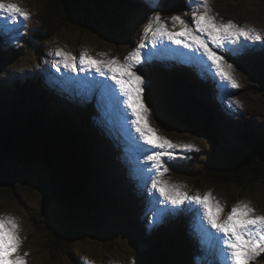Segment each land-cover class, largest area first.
<instances>
[{"label":"trees","instance_id":"trees-1","mask_svg":"<svg viewBox=\"0 0 264 264\" xmlns=\"http://www.w3.org/2000/svg\"><path fill=\"white\" fill-rule=\"evenodd\" d=\"M41 1L38 17L42 25L52 27L50 32L41 31V35H52L74 26L75 20H83L94 31L105 23L122 41L131 40L123 25L127 14L142 6L136 0ZM81 31L86 32V27ZM20 50L0 40V64L18 59ZM255 62L252 69L264 81V57ZM43 72H27L7 80L9 75L5 83L0 81V193L17 198L27 188L40 196V207L54 202L56 213L46 218L39 213L38 221L46 222L42 232L50 235L49 242L60 251L69 250L73 259L78 258L69 246L84 235H100L103 246L110 249L106 226L113 222L136 242L138 235L150 236L142 261L137 264H189L192 214L181 212L167 217L159 226L145 228L138 215L136 197L127 195L125 190L131 185L126 184L122 167L107 147L108 140L91 122V112L54 94L45 84ZM158 75L156 79L165 82L166 78ZM212 106L213 118L220 121L221 107L217 103ZM247 127L240 148L229 147L223 157L214 158V164L211 155V165L202 174L208 184H233L244 190L264 184V160L251 145L256 137H264V129ZM53 219H57L56 223H52ZM72 222L75 228L71 227ZM59 224L64 230L54 233ZM50 255L53 260L62 261L59 251Z\"/></svg>","mask_w":264,"mask_h":264},{"label":"rangeland","instance_id":"rangeland-1","mask_svg":"<svg viewBox=\"0 0 264 264\" xmlns=\"http://www.w3.org/2000/svg\"><path fill=\"white\" fill-rule=\"evenodd\" d=\"M185 1L187 3V8L185 10H178V12H175L176 14L173 15L183 16L184 13L190 12L192 7L197 6L194 0ZM18 2L31 13V19L29 21L21 20V23L26 26L20 27L17 39L12 40L14 43L23 42L25 45L20 50L19 58L12 59L2 65L0 64V81L2 83H5L9 75L11 76L7 78V80L25 76L27 72H34L36 74L38 71L37 66L42 67V65H46L51 68L53 60L57 59L54 55L57 48H63L65 51L71 52L76 56H79L82 51L88 50L91 55L98 59L119 57L120 60L123 61L141 42L148 18L156 11L160 12L162 20H165L170 30H179L178 26L173 28L170 19L173 15L166 13L164 9L162 11L161 7L150 8L148 5L144 6L145 8L137 6L136 12H130L126 16V21L123 24L126 28V32H133L132 35H135L134 33L137 35L134 39L132 35H130L132 41H122L115 37L114 34L106 33L105 31L99 32L91 30L88 22L83 20H75V23H72L74 26L63 28L61 31H56L52 35L48 36L45 33L41 35V31L47 30L50 32L52 30V27L45 26L44 24L42 25L43 22L38 17L39 13H37V10L43 7V1L18 0ZM152 2L153 0H151V3ZM210 6L213 13L218 14L217 19H222L224 21L233 20L241 26L254 28L264 35V0H210ZM139 8L143 9L141 10ZM183 18L189 24L192 23L190 16H183ZM31 22L32 24L35 23V26H31ZM85 27L86 32L81 31V29ZM31 34H34L36 39L33 37L31 38ZM28 35L29 38L27 37ZM39 36L41 37L40 39ZM128 42H132V45ZM260 47V42H256V46L253 50L259 51L261 56L264 55V50H261ZM144 51L146 53L152 52L155 56L159 57L153 58L152 61L164 58V62L158 64L164 66L166 69L168 68L166 75L162 74V77L183 84L184 92L186 87L190 89L194 87L197 91H200L201 87H204L207 93L201 90L200 99L209 111L212 110L213 106L211 102L214 100L222 106L221 109L219 108L220 121L214 119V139H210L207 135L196 132L184 124L171 121L164 122L156 111L154 112L155 107H150L153 110L149 122L153 128L158 130L160 136L176 144L195 145V147L190 150L175 149L176 155L173 159L164 157L168 172L163 178L169 180L171 183L186 185L185 190L190 193L200 192L203 194L207 191H211L213 195L225 205V213L240 200L251 201L252 205L259 213H264V184L256 185L253 190H244L241 187L239 189L233 184H208L206 179H203L206 169L211 165L212 154L213 163L214 158L217 156L223 157L224 152L227 151L229 147L233 146L235 148H240V145L243 144V139L246 137L245 131L248 128L247 126L256 129H264V83L257 76L254 69L247 65L249 64L248 59H241L238 57L235 60V76L240 83V87L228 89L231 98L239 100L243 107L235 105L230 107L229 104L226 103V97L223 91L217 87L216 81H214L208 73L200 74L193 67L182 66L183 63H180V65L176 64L177 54L175 50L172 49L170 52H157L149 46ZM100 53H106L107 56L100 57ZM247 55L250 56V52ZM170 61H173V63H170ZM52 68L53 70L55 69L54 67ZM138 68L146 73L145 79L150 80L147 75L150 70H147L148 72L146 71V68H150V63H147L146 66H138ZM185 70L189 72H183ZM54 71L59 75L67 74L72 76V78L96 76L93 73L81 72L79 76H77L76 74L67 73L65 70L59 73L56 70ZM150 73L152 74V72ZM95 79L101 80L102 77L97 76ZM12 82L13 81L10 83ZM85 82L90 87L92 82L87 80H85ZM198 83L202 86H199ZM211 87H213V89L210 94ZM149 90L150 89L146 90V92L148 93ZM213 93H217L216 99L213 97L212 99L210 98V95H213ZM100 106L103 111L110 114V126L119 129L122 138L120 141L121 144L119 142L120 148L122 149L123 155L132 163V158L136 159L137 154L132 150V158L130 157L131 148L126 138L127 134H130L129 128L122 131L116 114L112 111L106 99H103ZM130 131L133 136H136L133 129H130ZM259 139L260 137H256L251 142L255 150L258 149V146H263L264 144L259 141ZM234 140L235 143H233ZM133 166L135 170H133L134 172L130 179L135 183V186L131 190L129 188H125V190L127 191V195H132L134 193V195L138 196L140 193H144L145 196L142 197L145 203L144 209H147L149 193H152V189L150 184H145V180L152 173L142 171V169L148 168L142 160L138 165L134 163ZM119 193L125 195V192L122 190H120ZM153 195L158 196L156 193H153ZM40 202V196L37 192L27 188L22 189L21 196L17 198L12 197L9 193H5L4 191L0 193V214L12 215L17 218L21 226L20 235L23 240L20 252L21 254L24 252L29 253L27 258L28 264H89V262H91V264H137L138 261H142L141 256L143 250L148 246L147 235L146 238L144 235V238H140L141 235H138L137 237L139 240L136 242L126 230L120 229L118 226L114 225L113 222H107L105 224H110L106 226V231L108 239L110 240L109 242L112 244L111 248L106 249L103 246L100 235H84L82 239H79L73 245L69 246L74 256L76 255L78 258V255H80V261L78 262V259H73L71 255L68 254L69 250L66 249V252L60 251V248L49 242L51 239L50 235L43 233L45 230H43L42 225H46V222L41 223L38 220L40 217L46 218L56 213L55 209L57 205L54 202H50V205L46 204L44 207H40ZM39 213H41L40 217L38 215ZM145 215L150 223L152 215L148 211ZM53 220L55 222L52 223H56L57 219ZM144 224H146V222H144ZM75 225V222L71 223V227L75 228ZM61 226L62 225L59 224L58 227H55L53 232H61V230H64V226ZM55 251L60 252L62 261L53 260L54 258L51 257L50 254ZM190 251L192 259L189 264H208L210 261H216V264H223V258L217 255L214 249L203 246L194 235ZM252 264H264V254L257 258L256 261L252 262Z\"/></svg>","mask_w":264,"mask_h":264},{"label":"snow or ice","instance_id":"snow-or-ice-1","mask_svg":"<svg viewBox=\"0 0 264 264\" xmlns=\"http://www.w3.org/2000/svg\"><path fill=\"white\" fill-rule=\"evenodd\" d=\"M196 7L183 16H190L189 24L181 15L170 17V30L160 12L148 18L141 42L123 61L119 57L97 58L88 50L79 56L57 48L52 67L59 73L79 76L81 72L97 74L103 80L91 83L92 90L98 89L102 99H106L121 125L122 131L131 128L136 136L127 134L130 148L150 168L142 171L152 173L145 180L150 184L147 210L152 215L150 223L160 222L181 212L191 213L190 228L193 235L207 248L223 258V264H252L264 254V213H259L251 201L240 200L225 213V205L211 191L203 194L190 193L186 185L171 183L164 179L168 172L164 157L173 159L175 149L190 150L193 144H176L160 136L149 122L152 109L146 102L145 92L150 89V80L138 66L147 65L154 53H146L149 46L157 52H170L169 45L188 49L181 53V63L193 67L198 73H208L223 91L229 106L243 107L239 100L231 98L228 89L239 88L235 76V60L248 54L260 42L264 48V35L248 26H241L233 20L217 19L210 6V0H194ZM150 8L162 7L160 0H153ZM31 13L18 0H0V40H15L22 21H29ZM106 57V53H100ZM63 80L79 86L70 76ZM158 194V196L153 195ZM20 224L15 216L0 214V264H28L29 253L21 254L23 240ZM208 264H216L210 261Z\"/></svg>","mask_w":264,"mask_h":264},{"label":"water","instance_id":"water-1","mask_svg":"<svg viewBox=\"0 0 264 264\" xmlns=\"http://www.w3.org/2000/svg\"><path fill=\"white\" fill-rule=\"evenodd\" d=\"M163 6L169 13L178 12V10L185 8V1L164 0ZM96 30L116 35L105 23L97 26ZM149 79L151 87L148 96L162 121L184 124L196 132L207 135L210 139L215 138L214 118L203 101L190 88L186 87L185 92H183L180 88L183 86L181 83H176L173 80H165V82L160 83L154 77H149ZM259 141L264 143V137H260ZM253 148L255 149V147ZM255 152L264 160V144L258 146ZM55 170L58 169L55 168ZM77 201L82 203L80 200Z\"/></svg>","mask_w":264,"mask_h":264},{"label":"bare ground","instance_id":"bare-ground-1","mask_svg":"<svg viewBox=\"0 0 264 264\" xmlns=\"http://www.w3.org/2000/svg\"><path fill=\"white\" fill-rule=\"evenodd\" d=\"M163 1H164V0H161V4H162V7H161L162 9H161V10L163 11V9H164L166 13L172 15L171 13H169V12L164 8V6H163ZM143 4H144V3H140V5H142V7L144 6ZM149 4H150V3H148V5H149ZM143 8H145V7H143ZM143 8H139V9L142 10ZM136 9H137V8H136ZM136 11H137V10H136ZM132 34H133V32L129 33V35H132ZM134 34L136 35V33H134ZM170 46H173V45H170ZM181 48H182V47H181ZM253 62H254V61H253ZM255 63H256V62H254V63L251 62V63L248 64V66L251 67V68H253L252 65L255 64ZM96 75H97V74H96ZM182 85H183V84H182ZM180 88H181L182 91H183V86H181ZM191 90L194 92L195 95H197V96L200 98V95H201V92H200V91L193 90L192 88H191ZM183 92H184V91H183ZM70 97L72 98V95H70ZM211 99H212V97H211ZM213 102H214V101H213ZM148 191H149V190H148ZM48 211H49V210H48ZM174 217H175V216H174ZM217 255H218V254H217ZM213 257H214V256H213ZM74 258H75V257H74Z\"/></svg>","mask_w":264,"mask_h":264},{"label":"clouds","instance_id":"clouds-1","mask_svg":"<svg viewBox=\"0 0 264 264\" xmlns=\"http://www.w3.org/2000/svg\"><path fill=\"white\" fill-rule=\"evenodd\" d=\"M89 264H91V262H89Z\"/></svg>","mask_w":264,"mask_h":264}]
</instances>
